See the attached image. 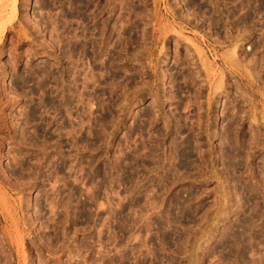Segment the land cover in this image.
<instances>
[{"label":"rangeland","instance_id":"1","mask_svg":"<svg viewBox=\"0 0 264 264\" xmlns=\"http://www.w3.org/2000/svg\"><path fill=\"white\" fill-rule=\"evenodd\" d=\"M200 1L0 0V264H264V0Z\"/></svg>","mask_w":264,"mask_h":264},{"label":"bare ground","instance_id":"2","mask_svg":"<svg viewBox=\"0 0 264 264\" xmlns=\"http://www.w3.org/2000/svg\"><path fill=\"white\" fill-rule=\"evenodd\" d=\"M200 1V0H199ZM225 1V0H224ZM201 2V1H200ZM200 2H198V3H200ZM257 3V2H256ZM52 4V3H51ZM225 5V4H224ZM224 9V8H223ZM225 15V14H224Z\"/></svg>","mask_w":264,"mask_h":264}]
</instances>
